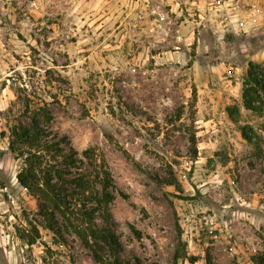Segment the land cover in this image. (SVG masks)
I'll use <instances>...</instances> for the list:
<instances>
[{"label": "rangeland", "instance_id": "rangeland-1", "mask_svg": "<svg viewBox=\"0 0 264 264\" xmlns=\"http://www.w3.org/2000/svg\"><path fill=\"white\" fill-rule=\"evenodd\" d=\"M190 9L186 0H0V264H100L73 232L44 228L17 180L1 134L25 84L46 88L50 102L57 94L51 128L106 160L122 264L264 257V113L243 107L239 85L249 43L174 37L198 18ZM235 104L239 123L227 113Z\"/></svg>", "mask_w": 264, "mask_h": 264}, {"label": "trees", "instance_id": "trees-1", "mask_svg": "<svg viewBox=\"0 0 264 264\" xmlns=\"http://www.w3.org/2000/svg\"><path fill=\"white\" fill-rule=\"evenodd\" d=\"M242 85L243 107L263 114L264 65L250 63ZM46 96L43 86L25 84L17 88V103L7 111L6 131L1 137L8 140L9 151L20 162L17 180L38 200L45 229L61 237L64 231L73 232L100 264H122L111 213L117 189L115 179L95 149L80 153L51 128V103L58 102L59 96L50 94L52 102ZM227 113L233 122H240L238 105L228 107ZM241 133L246 141L255 144L256 134L251 126H243ZM192 143L195 144V137ZM194 154L196 157V150ZM35 232L24 238L31 246L40 238L37 228ZM208 263L212 264L210 258ZM254 263L264 264V257L255 258Z\"/></svg>", "mask_w": 264, "mask_h": 264}, {"label": "crops", "instance_id": "crops-1", "mask_svg": "<svg viewBox=\"0 0 264 264\" xmlns=\"http://www.w3.org/2000/svg\"><path fill=\"white\" fill-rule=\"evenodd\" d=\"M221 1L223 6L219 5L218 0H186V2L191 5L190 10H194V14L198 16V18H194L193 20L188 19L185 29H177L174 37L181 39L192 37L196 39L199 38L204 31H207L209 34H212L214 38L220 40L243 37L246 38L249 43L242 50L243 53L246 54L245 57L247 58L245 66L248 67L250 63L264 65V47H261L260 49L253 48L258 39L264 38V0H241V6L238 8L241 20L250 16V11L253 6H257L261 12V17L259 19L260 22L258 24L251 25L249 22L247 23V27L245 28L247 34L241 32L240 30L237 32L234 31L236 24L235 20L226 21L223 19L225 12H228V5L231 0ZM219 10H221L222 13H218ZM197 11L198 14H196ZM231 69L232 68H229V73ZM239 85L241 99L243 101V85L242 83Z\"/></svg>", "mask_w": 264, "mask_h": 264}, {"label": "built area", "instance_id": "built-area-1", "mask_svg": "<svg viewBox=\"0 0 264 264\" xmlns=\"http://www.w3.org/2000/svg\"><path fill=\"white\" fill-rule=\"evenodd\" d=\"M219 5L223 6L222 1L218 0ZM180 5V4H179ZM241 6V0H231L230 4L228 5V12H225L223 15V19L226 21L235 20L236 24L234 27V31L237 32L240 30L243 33L247 34V31L245 28L247 27V23L249 22L251 25H256L260 21L261 12L257 8V6H253L250 11V16L246 17L241 20L238 8ZM218 13H222L221 10L218 11Z\"/></svg>", "mask_w": 264, "mask_h": 264}]
</instances>
